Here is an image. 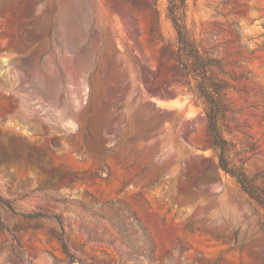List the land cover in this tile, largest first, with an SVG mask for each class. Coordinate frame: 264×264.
<instances>
[{"label": "rangeland", "instance_id": "obj_1", "mask_svg": "<svg viewBox=\"0 0 264 264\" xmlns=\"http://www.w3.org/2000/svg\"><path fill=\"white\" fill-rule=\"evenodd\" d=\"M168 0H0V264H264ZM228 138L264 187V0H187Z\"/></svg>", "mask_w": 264, "mask_h": 264}, {"label": "trees", "instance_id": "obj_2", "mask_svg": "<svg viewBox=\"0 0 264 264\" xmlns=\"http://www.w3.org/2000/svg\"><path fill=\"white\" fill-rule=\"evenodd\" d=\"M166 12L177 32L180 63L207 117L218 166L232 176L241 190L264 212V187L248 173L244 162L237 156L236 145L227 136V108L222 98L225 86L214 77L212 61L204 54L200 40L188 25L187 0H168Z\"/></svg>", "mask_w": 264, "mask_h": 264}]
</instances>
